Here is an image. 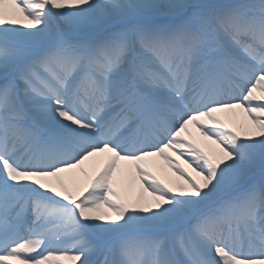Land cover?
Returning a JSON list of instances; mask_svg holds the SVG:
<instances>
[{
    "label": "snow or ice",
    "instance_id": "1",
    "mask_svg": "<svg viewBox=\"0 0 264 264\" xmlns=\"http://www.w3.org/2000/svg\"><path fill=\"white\" fill-rule=\"evenodd\" d=\"M0 264H264V0H0Z\"/></svg>",
    "mask_w": 264,
    "mask_h": 264
},
{
    "label": "bare ground",
    "instance_id": "2",
    "mask_svg": "<svg viewBox=\"0 0 264 264\" xmlns=\"http://www.w3.org/2000/svg\"><path fill=\"white\" fill-rule=\"evenodd\" d=\"M221 118L226 122L229 123L230 126H236L238 123L245 118V114L242 113L240 110H235L234 115L232 113H221ZM189 132L192 134V137L196 139L199 143L203 142L207 145L209 144L208 141H204L202 137L199 136L197 130L189 126ZM202 145V143H200ZM107 156L97 157L94 158L93 161L86 162L85 169L89 173V175H94L98 166L102 165L107 162ZM173 159H178L176 156H173ZM182 164L185 169H187L186 165H183L182 161H178ZM152 166L148 164V169L152 173V175L156 176L157 179H160L162 182L165 183H181L182 181L178 180L176 174L169 171L166 167L163 166V162L157 160L151 161ZM118 172L117 177L120 179L118 191L122 194H126L131 199H135L141 195L144 196L145 199L151 201V197L148 196L147 192L143 191L144 182L140 181V179L132 172L131 166L126 165L124 162H119L118 164ZM190 172V169H188ZM68 175H75L77 181L79 182L75 187H82L84 183V178L79 176L78 173L68 174ZM107 211L106 208H102L100 211L101 213ZM109 215L111 213L109 212Z\"/></svg>",
    "mask_w": 264,
    "mask_h": 264
},
{
    "label": "rangeland",
    "instance_id": "3",
    "mask_svg": "<svg viewBox=\"0 0 264 264\" xmlns=\"http://www.w3.org/2000/svg\"><path fill=\"white\" fill-rule=\"evenodd\" d=\"M200 143H202V146H207V144L206 143H203V142H200ZM151 162V161H150ZM150 162H148V164L150 165V166H152V163H150ZM102 209H100V211H101Z\"/></svg>",
    "mask_w": 264,
    "mask_h": 264
}]
</instances>
